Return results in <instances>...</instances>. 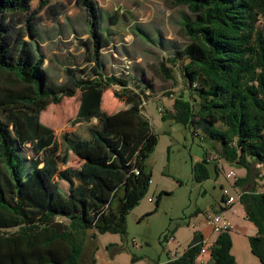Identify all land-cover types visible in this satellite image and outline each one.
<instances>
[{
  "label": "trees",
  "instance_id": "1",
  "mask_svg": "<svg viewBox=\"0 0 264 264\" xmlns=\"http://www.w3.org/2000/svg\"><path fill=\"white\" fill-rule=\"evenodd\" d=\"M73 1L87 16V37L78 43L84 66L64 68V81L56 83L39 46L37 16L46 1L32 10L30 0H0V264H79L84 234L124 235L126 217L151 180L145 161L158 137L141 115L146 95L139 84L135 92L122 78L103 74L100 55L111 38L100 31L92 0ZM167 1L194 18L180 24L186 45L158 63L164 81H172L176 69L189 92L173 100L163 119L193 125L218 143L225 160L246 170L237 186L248 182L254 166L262 169L264 186V0ZM113 86L120 88L114 98L137 118L128 141L115 113L102 111L103 95ZM77 90L76 123L104 121L88 129L87 139L63 134L59 146L53 133L42 132L38 108L47 99L57 105ZM18 105L21 111H6ZM21 129L38 153L33 160L17 152ZM70 154L76 167L69 165ZM208 162L205 156L192 166L195 182L208 178ZM238 200L257 230L249 237L250 251L264 264V191L241 192ZM202 241L201 233L193 232L185 250L166 264H194ZM230 247L229 232L217 234L209 264H235Z\"/></svg>",
  "mask_w": 264,
  "mask_h": 264
},
{
  "label": "rangeland",
  "instance_id": "2",
  "mask_svg": "<svg viewBox=\"0 0 264 264\" xmlns=\"http://www.w3.org/2000/svg\"><path fill=\"white\" fill-rule=\"evenodd\" d=\"M44 1L46 5L37 16V23L43 28V40L47 42L39 43L45 58L44 68L56 83L63 82L64 68L84 66L76 44L87 37V16L73 0ZM92 1L99 13L100 31L111 38V44L101 51L105 66L102 72L127 81L128 87L135 92L138 91L135 84H139L146 95L141 99V115L158 140L145 161L151 175L150 183L144 197L126 217V233H104L93 237L92 232L87 231L79 264H164L172 252H176L177 257L185 250L195 231L201 233L206 246L211 245L217 234L211 231L206 221L213 214L222 216L232 225L230 255L235 264H260L249 245V237L256 235L257 230L246 219L238 195L253 188L264 191L258 176L262 169L254 166L248 182L237 186L235 180L245 177L246 170L235 161L225 160L218 143L213 147L214 141L193 125L163 119L165 111L172 112L173 100L181 95L186 98L189 92L176 69L173 80L164 81L158 72V63L186 45L180 24L194 17L185 7H171L167 0ZM39 3L40 0H30L31 9L36 10ZM50 12L57 13L51 15ZM114 87L105 91L102 111L115 113L117 126L128 141L127 135L136 129L137 118L130 113L128 105L114 98L113 92L120 90ZM79 94L77 90L72 97H61L57 105L47 99L38 108L42 132L53 133L59 146L63 134L87 139L88 129L93 125L100 127L104 121L91 119L76 123ZM22 107L12 106L6 111L17 113ZM33 109L37 110V107ZM20 132L24 139L17 146V152L26 160L35 159L38 153L29 141L27 131L21 129ZM205 156L209 157L205 165L208 178L197 183L192 178L191 169ZM68 161L72 167L78 165L71 154ZM229 173L234 177H229ZM60 185L65 188L63 183ZM228 197L235 201L223 208L222 198ZM220 205L222 209L218 208ZM171 235L174 241L166 244L164 237ZM208 261V254H201L194 264H209Z\"/></svg>",
  "mask_w": 264,
  "mask_h": 264
},
{
  "label": "built area",
  "instance_id": "3",
  "mask_svg": "<svg viewBox=\"0 0 264 264\" xmlns=\"http://www.w3.org/2000/svg\"><path fill=\"white\" fill-rule=\"evenodd\" d=\"M135 174H137L136 171H134ZM229 177H234L233 173H229ZM233 197H228L225 200V205L232 204L234 202ZM207 225L211 228V231L215 234H221L224 232H230L232 230V225L230 222L226 221L222 216L213 214L207 217ZM174 241V237L171 235L169 238H167L166 244L172 243ZM207 242L203 239L202 241V248L200 250L201 254H208L209 260H210V245H207ZM171 256L175 258L176 252H172ZM208 263H210L208 261Z\"/></svg>",
  "mask_w": 264,
  "mask_h": 264
},
{
  "label": "crops",
  "instance_id": "4",
  "mask_svg": "<svg viewBox=\"0 0 264 264\" xmlns=\"http://www.w3.org/2000/svg\"><path fill=\"white\" fill-rule=\"evenodd\" d=\"M42 27H41V25H40V30H39V43H40V45H42V43H47V42H44V40H43V31H42ZM72 37H74L73 35H71ZM74 40V39H73ZM75 41V40H74ZM77 46H78V44H76ZM75 45V46H76ZM79 47V46H78ZM79 51L81 52V54H82V50L80 49V47H79ZM82 57V56H81ZM104 69H105V66H104ZM106 76V75H105ZM109 76V75H108ZM114 76H116V75H114ZM117 77V76H116ZM114 87V86H113ZM116 87V86H115ZM82 122H80V124H81ZM206 137V136H205ZM207 138V137H206ZM211 141H213V140H211ZM216 142L214 141L213 142V144H212V146L214 147L216 144H215ZM221 148V147H220ZM207 158H209V157H207ZM240 194V193H239ZM239 196V195H238ZM225 207V205L223 206V208ZM229 207V206H228ZM218 208H220V209H222V207H221V205L218 207ZM199 232V231H198ZM214 242V240L213 241H211V244ZM173 257L172 256H168V258H167V260L165 261V263L164 264H166L167 263V261L169 260V259H172Z\"/></svg>",
  "mask_w": 264,
  "mask_h": 264
},
{
  "label": "bare ground",
  "instance_id": "5",
  "mask_svg": "<svg viewBox=\"0 0 264 264\" xmlns=\"http://www.w3.org/2000/svg\"><path fill=\"white\" fill-rule=\"evenodd\" d=\"M115 88V87H114Z\"/></svg>",
  "mask_w": 264,
  "mask_h": 264
}]
</instances>
